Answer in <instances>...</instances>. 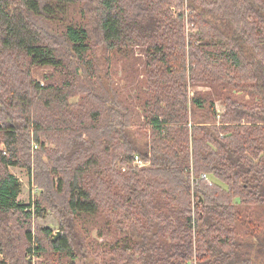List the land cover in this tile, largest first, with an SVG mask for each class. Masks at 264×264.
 Returning a JSON list of instances; mask_svg holds the SVG:
<instances>
[{
  "label": "trees",
  "instance_id": "1",
  "mask_svg": "<svg viewBox=\"0 0 264 264\" xmlns=\"http://www.w3.org/2000/svg\"><path fill=\"white\" fill-rule=\"evenodd\" d=\"M0 143V264H264V0H0Z\"/></svg>",
  "mask_w": 264,
  "mask_h": 264
},
{
  "label": "rangeland",
  "instance_id": "2",
  "mask_svg": "<svg viewBox=\"0 0 264 264\" xmlns=\"http://www.w3.org/2000/svg\"><path fill=\"white\" fill-rule=\"evenodd\" d=\"M178 12V11H177ZM102 54V53H101ZM100 54V55H101ZM131 58H127L126 56L122 57L120 55L115 56L118 61L109 63L104 56L100 63L102 68H105V72L109 73V76L115 82V86L121 92L122 99L132 107H142L143 99L147 97V76L145 71V57L144 53L141 50H136L134 54H129ZM50 68H40L35 71L36 78L40 79L42 74L45 72H49ZM212 91L211 87H201V90ZM75 100V99H74ZM219 110H223V106L218 104ZM47 143L46 146H48ZM3 144L0 143V147ZM141 157H143L141 155ZM145 167V166H144ZM11 171L18 177L22 184V192L19 196V200L23 203H28L29 200L33 197L32 190L33 185L30 183L29 174L25 169L20 167H11ZM37 187V186H35ZM252 208L259 209V207L253 206ZM104 219H102L101 224ZM41 224L48 226L54 230V233L58 232V223L56 219L52 215H48L44 220L40 221ZM100 224V225H101ZM100 225L93 223V220L89 221L86 226L94 229L91 234V239L97 242V245L94 248H99L100 250L106 249L107 245L118 238V235L113 229L109 227L103 228V235H99ZM108 259H104L103 256H99L96 258V262L98 264H107Z\"/></svg>",
  "mask_w": 264,
  "mask_h": 264
},
{
  "label": "built area",
  "instance_id": "3",
  "mask_svg": "<svg viewBox=\"0 0 264 264\" xmlns=\"http://www.w3.org/2000/svg\"><path fill=\"white\" fill-rule=\"evenodd\" d=\"M34 148L37 149L38 148V144H34ZM146 164H147V162H145L143 158H141L140 156H137V155L135 156V158H134V166H137V167L141 168V167L146 166ZM205 179H206V181L211 183L207 178H205ZM40 192L41 191L37 187L34 186L33 190H32L33 198L36 197L37 195H39Z\"/></svg>",
  "mask_w": 264,
  "mask_h": 264
},
{
  "label": "water",
  "instance_id": "4",
  "mask_svg": "<svg viewBox=\"0 0 264 264\" xmlns=\"http://www.w3.org/2000/svg\"><path fill=\"white\" fill-rule=\"evenodd\" d=\"M61 235V232L58 230L57 233L53 234V240L57 239Z\"/></svg>",
  "mask_w": 264,
  "mask_h": 264
},
{
  "label": "crops",
  "instance_id": "5",
  "mask_svg": "<svg viewBox=\"0 0 264 264\" xmlns=\"http://www.w3.org/2000/svg\"><path fill=\"white\" fill-rule=\"evenodd\" d=\"M32 192V191H31ZM34 198L32 197L30 200H29V202L31 201V200H33Z\"/></svg>",
  "mask_w": 264,
  "mask_h": 264
}]
</instances>
